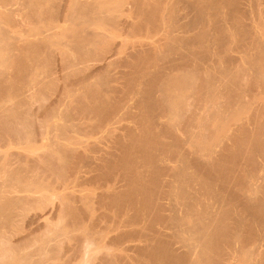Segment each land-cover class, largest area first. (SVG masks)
<instances>
[{
	"label": "bare ground",
	"instance_id": "1",
	"mask_svg": "<svg viewBox=\"0 0 264 264\" xmlns=\"http://www.w3.org/2000/svg\"><path fill=\"white\" fill-rule=\"evenodd\" d=\"M263 106L264 0H0V264H264Z\"/></svg>",
	"mask_w": 264,
	"mask_h": 264
},
{
	"label": "rangeland",
	"instance_id": "2",
	"mask_svg": "<svg viewBox=\"0 0 264 264\" xmlns=\"http://www.w3.org/2000/svg\"><path fill=\"white\" fill-rule=\"evenodd\" d=\"M184 1H189V0H184ZM260 105L262 106L263 103H260ZM263 107H264V106H263ZM47 143H48V144H47ZM49 144H50V141H45V142H42V143L36 145V147H35V148L37 149L36 152L44 151V150L47 148V146H48ZM1 146H2V145H1ZM23 146H24V145H22V146H21V145H20V146H19V145H17V146H15V145H11V146H7V147H4V148L0 147V151H7V152H11V153H18V152H19V153H26V147L24 146V148H23ZM26 194L29 195V193H25V196H26ZM17 195H19V193H15L14 196L18 197ZM19 196H20V195H19ZM22 196H24V193H23V195L21 194L20 197H22ZM25 196H24V197H25ZM30 196H31V197H34V196H32V194H30ZM36 196H37V195H36ZM27 197H28V196H27ZM50 199H52V202L49 201V200H47V201H49L50 204H51V203L53 204V201H54L55 199H54V200H53V198H50ZM41 202L44 204L45 201L43 202V200H42ZM54 202L56 203L57 201H54ZM42 203H41V204L39 203L40 205H37V206H40V207H36V205L33 206V207H35V208L29 207V208H30V209H29L30 212H28V215L30 214V217H31V216L35 215V212H36V214H37V212H38V213H39V212H42L45 208H47L46 206H49V203H47V202H45V203H47V205H46V204H45V205H42ZM55 203H54V204H55ZM52 204H51V205H52ZM51 205L49 206V208H51V207L53 206V205H52V206H51ZM37 208H38V209H37ZM39 208H40V209H39ZM49 208H48V209H49ZM38 210H39V211H38ZM64 220H66V219H64ZM64 220H63V222L60 221L59 224H58L57 220H56V221H53L52 223H53L54 225L57 224V226H61L60 228H62V227H64V226H66V224L68 223V220H66V221H65V224H64ZM54 222H55V223H54ZM62 223H63V225H62ZM50 225H51V224H50ZM43 227H45V226H43ZM55 227H56V226H53V225H52V226H51L52 230H53ZM56 228H57V227H56ZM38 229H40V228H37V230H38ZM45 229H47V228H43V229H41L42 231L40 230V232L43 233ZM50 230H51V229H50ZM50 230L48 229V231H49L48 234H46L47 231H45L46 233L44 232L46 236L44 235V233H43V234L40 233V234H41V237H42V235H43V237H45V238H47V237L50 238V237L52 236L53 233H54L53 236H55L56 231L52 232V230H51V233H52V234L50 235V234H49V233H50ZM75 235L78 236L79 234H78V233H76V234L74 233L73 236H75ZM37 236H38V235H37ZM53 236H52V237H53ZM71 236H72V235H71ZM53 238H55V237H53ZM53 238H50V239L53 240ZM64 238H65V237H64ZM47 239H48V238H47ZM50 239H48V240H50ZM65 239H66V238H65ZM65 239H63V237H62V240H61V241H65V244H64L65 246H63V248L66 247V243H67V240H65ZM51 243H52L53 245H55V246H56V245H57V246H58V245L61 246V244H55V242H51ZM51 243H50V244H51ZM68 243H69V242H68ZM68 243H67V244H68ZM52 244H51V245H52ZM62 244H63V242H62ZM69 244H70V243H69ZM69 244H68V246L70 247V245L72 244V242H71L70 245H69ZM51 245H50V246H51ZM55 246H54V247H55ZM60 246H58L59 249H60ZM68 246H67V248H66L67 250H68ZM51 247L53 248V246H51ZM61 248H62V247H61ZM63 248H62V249H63ZM32 249H34V248H32ZM35 249H36V248H35ZM62 249L59 250V252H60V251H63V250H64V251L61 252L60 254H62V253H64V252L66 253V255H67V253H68V254L71 253V254L67 255V256H69V260H70V259H71V260L74 259V261H76V258H75V256H74V253H73V251H72V245H71V250H68V251H70V252L66 251V249H63V250H62ZM31 251H32V250L30 249L28 252L31 253ZM33 251H34V250H33ZM65 253H64V254H65ZM72 254H73V255H72ZM71 257H72L73 259H72ZM36 258L39 259V257H37V256L35 255V256H34V259L37 260Z\"/></svg>",
	"mask_w": 264,
	"mask_h": 264
}]
</instances>
